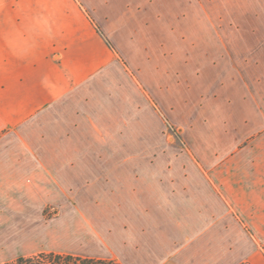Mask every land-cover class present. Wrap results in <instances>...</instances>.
I'll return each instance as SVG.
<instances>
[{
	"label": "crops",
	"instance_id": "obj_1",
	"mask_svg": "<svg viewBox=\"0 0 264 264\" xmlns=\"http://www.w3.org/2000/svg\"><path fill=\"white\" fill-rule=\"evenodd\" d=\"M210 5L202 0H0V135H19L29 123L34 128L47 120L46 135H39L47 137L46 144L25 149L37 164L42 159L61 164L74 185L100 177L124 185L122 193L112 190L95 199L103 229H112L111 247L103 240L96 256L54 254L114 261L117 255L122 264H264L259 237L264 233V201L259 203L253 188L246 193L239 183L235 194L225 193L231 210L217 216L215 195L201 193L199 184L191 183L188 192L196 197L195 208L176 205V216L170 217L176 219L175 227L150 231L146 220L159 213L161 207L154 210L153 203L162 195L150 192L146 178L135 183L130 173H118L124 170L119 155L134 153L135 147L120 143L130 134L102 125L119 121L112 102L121 89L166 88L169 58L220 65L226 73L235 70L231 50L216 51L213 44L202 56L194 49L184 51L185 41H227L214 27L222 19L206 12ZM246 10L254 24L263 19L262 1L251 0ZM201 25L212 29L207 39L197 32ZM169 41L174 42L170 48ZM242 89L246 96L237 100L239 116L225 117L247 126L236 147L264 130V98L250 92L264 90V82H244ZM9 176L0 175V186ZM51 177L61 185V176ZM127 245L136 251L133 257L118 254L117 248ZM108 253L115 255L107 258Z\"/></svg>",
	"mask_w": 264,
	"mask_h": 264
},
{
	"label": "rangeland",
	"instance_id": "obj_2",
	"mask_svg": "<svg viewBox=\"0 0 264 264\" xmlns=\"http://www.w3.org/2000/svg\"><path fill=\"white\" fill-rule=\"evenodd\" d=\"M202 1L211 2L207 13L222 19L214 27L227 41H185L184 51L194 49L202 56L213 44L216 51L231 50L235 70L226 73L220 65H191L187 59L169 58L166 88L121 89L112 102L119 121L102 123L114 132L130 134L129 138L121 137L120 143L135 147L134 153L119 155L124 170L118 173H130L135 183L146 178L150 192L162 195L153 203L154 210L161 207L159 213L146 220L150 231L175 227L176 219L170 217L176 216V205L195 208L196 197L188 192L191 183L199 184L201 193L215 195L217 216L231 210L223 196L235 194L239 183L246 193L253 188L259 203L264 201V130L254 131L236 147L235 141L247 126L225 120L227 114L239 116L237 100L246 96L244 82H264V13L254 24L245 14L251 0ZM260 1L264 7V0ZM185 27L193 34L191 26ZM209 27H199L197 32L203 39L212 32ZM168 44L170 48L174 42ZM250 92L264 98V90ZM34 126L29 123L19 135L13 131L0 135V175L10 174L8 183L0 186V200H4L0 206L6 207L0 208V264H22L19 258L31 259L29 264L49 263V254L54 253L96 256L103 240L110 246L113 234L112 229H103L96 216L95 199L112 190L122 193L123 182H106L100 177L95 183L74 185L65 177L61 164L43 159L37 164L25 149L46 144L47 137L39 135H46L49 123L45 120ZM51 173L61 176V185L54 184ZM249 181L257 185L245 186ZM259 237L264 241V233ZM117 252L126 258L136 254L128 245L118 247ZM115 256L116 263H121Z\"/></svg>",
	"mask_w": 264,
	"mask_h": 264
},
{
	"label": "trees",
	"instance_id": "obj_3",
	"mask_svg": "<svg viewBox=\"0 0 264 264\" xmlns=\"http://www.w3.org/2000/svg\"><path fill=\"white\" fill-rule=\"evenodd\" d=\"M52 259L49 263L41 262L39 264H118L114 260L110 259H95V258H82L71 255H59L49 254ZM19 263L29 264L32 262L31 259L19 258Z\"/></svg>",
	"mask_w": 264,
	"mask_h": 264
}]
</instances>
